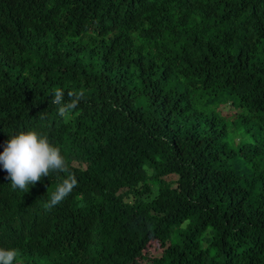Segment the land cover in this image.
I'll return each mask as SVG.
<instances>
[{
  "label": "trees",
  "instance_id": "obj_1",
  "mask_svg": "<svg viewBox=\"0 0 264 264\" xmlns=\"http://www.w3.org/2000/svg\"><path fill=\"white\" fill-rule=\"evenodd\" d=\"M30 130L77 185L0 163L13 264H264V0H0V154Z\"/></svg>",
  "mask_w": 264,
  "mask_h": 264
},
{
  "label": "clouds",
  "instance_id": "obj_2",
  "mask_svg": "<svg viewBox=\"0 0 264 264\" xmlns=\"http://www.w3.org/2000/svg\"><path fill=\"white\" fill-rule=\"evenodd\" d=\"M68 96L70 99L66 102L64 92L55 89L51 98V104L57 106L58 116L64 119L71 117L72 111L84 99V92H69ZM0 163L8 173L12 188L24 193L29 191V185H35L42 177L54 172L66 174L46 202L48 209L63 201L77 185V179L69 172L60 148L35 130L10 133V139L0 154ZM17 255L14 248H0V264H13Z\"/></svg>",
  "mask_w": 264,
  "mask_h": 264
},
{
  "label": "rangeland",
  "instance_id": "obj_3",
  "mask_svg": "<svg viewBox=\"0 0 264 264\" xmlns=\"http://www.w3.org/2000/svg\"><path fill=\"white\" fill-rule=\"evenodd\" d=\"M227 110H228V108L225 109V111H227Z\"/></svg>",
  "mask_w": 264,
  "mask_h": 264
}]
</instances>
